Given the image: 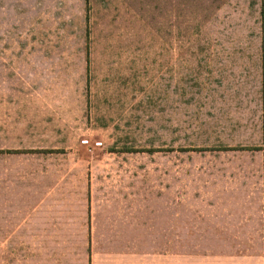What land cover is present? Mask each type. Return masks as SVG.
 <instances>
[{
  "label": "rangeland",
  "instance_id": "374dc122",
  "mask_svg": "<svg viewBox=\"0 0 264 264\" xmlns=\"http://www.w3.org/2000/svg\"><path fill=\"white\" fill-rule=\"evenodd\" d=\"M58 9L0 42V264H157L175 220L264 261V0Z\"/></svg>",
  "mask_w": 264,
  "mask_h": 264
},
{
  "label": "crops",
  "instance_id": "0c3cea01",
  "mask_svg": "<svg viewBox=\"0 0 264 264\" xmlns=\"http://www.w3.org/2000/svg\"><path fill=\"white\" fill-rule=\"evenodd\" d=\"M62 3L63 0H0V42L1 38L16 35L17 31L31 29L32 26L37 28L40 19L43 18L42 15L50 13V18L53 16L55 18L60 13L58 5ZM167 7L168 11L169 9L173 11V4ZM5 123V116L2 120L0 116V133H5ZM5 147L4 144L2 151ZM175 221L174 236L165 235L161 238L157 264H264V261L261 260L254 262L221 259L220 255L215 252L205 254L196 252L194 246L184 248L183 237L179 235L178 231L179 223L177 220Z\"/></svg>",
  "mask_w": 264,
  "mask_h": 264
}]
</instances>
